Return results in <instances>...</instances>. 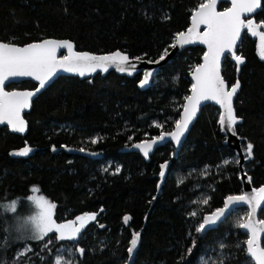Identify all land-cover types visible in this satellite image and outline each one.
I'll list each match as a JSON object with an SVG mask.
<instances>
[{
	"label": "trees",
	"instance_id": "trees-1",
	"mask_svg": "<svg viewBox=\"0 0 264 264\" xmlns=\"http://www.w3.org/2000/svg\"><path fill=\"white\" fill-rule=\"evenodd\" d=\"M198 2L0 0V42L24 46L64 39L79 52L119 50L130 58L156 61L165 49L170 51L176 34L189 27ZM226 8L225 3L219 7ZM252 17L256 23L264 21V0ZM203 54L200 47L179 52L144 91L137 86L141 75L59 77L24 116L28 125L24 136L0 127V203L24 198L37 187L39 195L56 204L57 222L97 213L78 242L57 241L49 235L42 241L13 245L4 242L0 213V264H54L56 253L68 250L73 252L68 258L72 264H126L134 232L139 239L128 264H252L244 250L247 235L237 227L247 217L245 208L233 210L201 236L196 231L203 216L221 208L226 197L242 194L238 158L224 144L215 106L202 108L177 151L171 143L147 158L127 150L174 128L192 85L189 75ZM236 55L244 63L237 65L225 57L222 76L229 87L237 80L240 84L234 101L241 120L236 131L244 153L247 143L254 145L252 158L245 154L244 171L258 188L264 185V60L247 30ZM34 87L25 81L6 89ZM25 146L31 148L30 155L15 157ZM180 178L183 183H178ZM205 198L207 205L200 202ZM125 215L131 217L127 225ZM258 217L264 219V207ZM49 239L52 242L45 248ZM26 245L31 251L17 254ZM76 246L84 249L82 256Z\"/></svg>",
	"mask_w": 264,
	"mask_h": 264
},
{
	"label": "snow or ice",
	"instance_id": "snow-or-ice-1",
	"mask_svg": "<svg viewBox=\"0 0 264 264\" xmlns=\"http://www.w3.org/2000/svg\"><path fill=\"white\" fill-rule=\"evenodd\" d=\"M217 3L218 0H200L197 7L191 12L190 26L186 31L176 34L175 43L170 45V47L175 48L177 45L184 46L198 42L206 45L207 51L203 55V63L197 65L193 70L192 79L194 83L190 88L191 94L184 97L183 111L180 118L175 121L174 130L171 132L161 131L158 136L153 137L150 141L146 140L133 145L145 157H148L153 146L158 141L164 140L165 137H170L179 145L198 108L205 101H214L223 109L219 116L221 130L231 132L232 135L237 134L235 125L239 119L235 115L233 97L236 95L240 84L238 80L231 87L226 84L221 76V59L225 53H230L237 65L244 63L243 57L235 54V47L242 31L247 30V33L253 37H258V54L264 60V31H261L264 29V21L256 23L251 15L261 7V0H230L231 6L225 11H217ZM201 26L204 27L203 31H201ZM61 49L66 50L67 54L58 56ZM167 55L168 49H165L158 60L148 62L159 63ZM110 67H115L116 71L126 72L128 75H132L137 69V65L131 62L130 57L119 50L105 55H94L87 52H77L74 50L73 43L55 39H44L41 42H33L25 46H18L11 42H0V125L6 124L13 132L23 133L26 130V122L22 117V112L30 107L32 97L44 88L58 71L75 73L84 77L96 73L98 70L106 73ZM237 71H239L238 68ZM151 75V71L144 73L140 87L148 84ZM23 77L38 81V87L35 91L5 90L6 82ZM155 126L161 129L163 127L159 123ZM97 142L96 139L92 140L93 144ZM253 147L251 142L246 144L247 159L252 158ZM53 150L55 149L53 148ZM31 151L30 147H25L14 154L27 156ZM235 162L240 163L239 159ZM224 163L228 164L230 161ZM165 167L166 164L161 166L160 176L162 178L165 175L163 170ZM116 171L119 172V169ZM205 172H207V168ZM178 183H183V178H180ZM32 192L33 195L27 197L33 209L32 214L17 221V231L30 233L24 237L26 239L42 241L50 233H56L55 239L57 241L75 243L78 242L86 225L96 221L97 213H83L71 221L58 223L54 212L56 204L50 202L42 194L36 195L39 192L38 189L33 188ZM200 202L207 205L208 198ZM19 203V201L0 203V213L16 214ZM240 203L249 205L251 209L249 216L237 223V227L246 230L247 239L244 242L246 245L244 250L252 264H264V246L261 244V237L264 235V219H255L257 210L264 204V187L253 189L250 196L242 194L227 197L223 207L203 217L196 231H207L209 226L221 221L232 206ZM191 215L196 216L197 212L193 211ZM130 219L129 215H125L123 223L127 225ZM100 227L104 226L100 225ZM138 239L139 233L134 232L128 248L129 254H132L137 247ZM51 242L52 240L49 239L44 247L47 248ZM237 246L239 247V245ZM28 251H31L30 246H26L20 255H25ZM188 251L190 253L191 249ZM76 252L82 256L84 249L76 246ZM72 255L73 253L69 252V256ZM54 264H72V260L66 259L62 253L58 252Z\"/></svg>",
	"mask_w": 264,
	"mask_h": 264
},
{
	"label": "water",
	"instance_id": "water-1",
	"mask_svg": "<svg viewBox=\"0 0 264 264\" xmlns=\"http://www.w3.org/2000/svg\"><path fill=\"white\" fill-rule=\"evenodd\" d=\"M223 3H225V4L227 5V8L231 6V4H230V0H218V3H217V11H225V10H227V8H226V9H223V10H220V9H219L220 5L223 4ZM260 10H261V7L258 8V9H257L254 13H252L251 15L254 16V15H255L256 13H258ZM245 19H247V17H245ZM190 24H191V21H190V23H189V26H190ZM186 30H187V29H186ZM186 30H185V31H186ZM203 30H204V27L201 26V31H203ZM243 32H244V31H242V33H241V37H240V39L238 40L237 45H236V47H235V54H236L237 47H238V45H239V43H240V40H241V38H242ZM55 40H58V41H68V40H64V39H55ZM40 42H41V41H40ZM69 42H70V41H69ZM71 43H72V42H71ZM174 43H175V40H174ZM73 45H74V44H73ZM24 46H25V45H24ZM191 47H200V48H202V49L204 50V53L207 51V47H206V45H203V44H200V43L197 42V43L188 44V45H184V46H179V45H177L175 48L172 47V48L170 49V51H168V55L165 57V59H164V60H160L159 63H149L147 60L136 59V58H130V59H131V62H132V63H135V64L137 65V69H136V71H135L132 75H128L126 72H125V73L118 72V71L115 70V67H110V68H109V71L106 72V73H105V72H101V71L98 70L96 73H93V74H91V75H85L84 77H81V76H79L78 74H75V73H68V72H64V71L60 70V71H58V72L56 73L55 76L52 77L51 80H49V81L46 83V85H45L44 88H42V89H40L38 92H36V94H35V95L32 97V99H31L30 107L27 108V109H25V110L22 112V117H23V119L25 120L24 116L30 112L33 101H34V100H35V99H36V98H37V97H38L43 91H45V90H46V89H47V88H48V87H49V86H50V85H51L56 79H58L59 77H72V78H78L79 80H88V79H90V78H92V77H95V76L98 75V74H100L101 76H105V75H107V74L110 73V72H114L117 76L125 77V78H128V79H132V78H134V77L137 76V75H141V78H140V81H141V80L143 79L144 73H145L146 71H151V72H152V75H151V77L149 78V82H148V84H146L144 87H140V81H139L138 84H137L138 88H139L141 91H144V90H146V89L149 87V85H150V83H151L153 77L155 76V74L157 73V71H158L161 67H163L164 65L168 64V63H169V62H170V61H171V60H172V59H173V58H174L179 52H181V51H183V50H185V49L191 48ZM74 50L76 51V49H75V45H74ZM77 52H79V51H77ZM83 52H86V51H83ZM114 52H115V51H114ZM87 53H90V52H87ZM111 53H112V52H111ZM122 53H123V52H122ZM65 54H67V53H66V50H64V49H61V50H59V52H58V56H63V55H65ZM90 54H94V53H90ZM107 54H109V53H107ZM94 55H105V54H94ZM203 55H204V54H203ZM203 55H202V57H201V62H200V64L203 63ZM227 56L230 57L231 61H233V62L236 63L235 59L232 57V55H231L230 53H225L224 56H223L222 59H221V68H220L221 76H222V64H223V61H224L225 57H227ZM193 70H194V69H193ZM192 74H193V71H192L191 74L189 75V79H190V81H191V84L194 83V81H193V79H192ZM222 77H223V76H222ZM25 81H27V82H32V83L35 85V87H34L33 89H12V90H7V89H5V90H6V91H35V89L38 87V81L32 80L31 78H28V77H23V78H15V79H13V80H11V81H9V82H6V88H7L8 85H11V84H12V85L20 84V83L25 82ZM225 82H226V81H225ZM226 84H227V82H226ZM227 85H228V84H227ZM230 87H231V86H230ZM239 89H240V87H239ZM239 89H238L236 95L233 97V107H234V101H235V98H236V96H237V94H238V92H239ZM190 94H191V93L189 92V95H190ZM184 103H185V101H184ZM207 105H213V106H215V107L219 110L220 114H221L222 111H223V109H221L220 106L217 105L214 101H205V102H202V104L200 105V107H199L198 110H197V113H196L195 117L192 119L191 123L189 124L188 130L185 132L184 136L181 138V142H180V144L177 145V144L175 143V141H172V140H171L170 137H165L164 140H162V141H158V142L153 146V149H152V151L149 153L148 157L152 155V153L155 151V149H157L158 147L164 146V145H166L167 143H171V145L174 147L175 151H177V150L181 147L182 143L186 140V138H187V136H188V134H189L191 128H192L193 125L195 124V122H196V120H197V118H198V116H199V114H200L202 108L205 107V106H207ZM182 111H183V109H182ZM182 111H181V113H182ZM234 111H235V109H234ZM181 113H180V115H181ZM235 115H236V113H235ZM219 116H220V115H219ZM179 118H180V116H179ZM238 119H239V118H238ZM25 122H26V120H25ZM218 123H219V121H218ZM240 123H241V120L239 119V122L235 125V131H236V127H237V125H239ZM0 127H6L7 130H8L10 133H12V134L19 135V136H24V135L27 133L28 125H27V122H26V130H25L23 133L13 132V131L11 130V128H10L9 126H7L6 124H4V125H0ZM219 128H220V132H221V134L225 137V142H224V144H225L228 148H230L231 150L234 151L235 155L237 156V158H238L239 161H240V163L238 164V171H239V181H240L241 186H242V194H243V195H249V196H250V195L252 194L253 189H259L260 187H264V185H262V186H260V187H258V188H254V187L252 186L251 179H250V182H249V178H250V177H249V176L245 173V171H244V165H245L247 159L245 158V153H244L243 150H242V147H241V139L239 138V136H238L237 134H236V135H232L231 132H228V131H226V130H221L220 123H219ZM173 130H174V128H173L171 131H173ZM171 131H169V132H171ZM236 133H237V131H236ZM150 140H151V139H150ZM150 140H148V141H150ZM140 143H141V142H140ZM25 147H29V146H25ZM25 147H24V148H25ZM24 148H22L21 150H23ZM21 150H19V151H21ZM127 150H128V151H133V152H138V153H140L143 157H145V156L143 155V153H142L139 149L135 148L134 146L130 147V148L127 149ZM17 152H18V151H17ZM15 153H16V152H15ZM30 153H31V152H30ZM30 153H29L27 156H29ZM14 156H15V157H25V156H19V155H15V154H14ZM145 158H147V157H145ZM242 194H241V195H242ZM228 197H229V196H228ZM226 198H227V197H226ZM226 198L224 199V201L226 200ZM224 201H223V204H224ZM222 207H223V205H222ZM263 207H264V204H262V205L260 206V208L257 210L256 216H255V219H256V220H259V217H258V216H259V213H260V211L262 210ZM238 208H245V209L247 210V213H248V214H247V217L249 216V213H250V211H251L249 205H247V204H243V203L236 204V205L232 206L231 210H230L229 212L226 213V216H225L224 218H222L221 221L217 222L215 225L209 226L207 231H205V232H199L200 236L203 235V234H205L206 232H208V231H210V230L215 229L218 225H220V224H221V223H222V222H223V221L229 216V214H230L233 210L238 209ZM210 214H211V213H210ZM207 215H208V214H207ZM204 216H205V215H204ZM204 216H203V217H204ZM202 219H203V218H202ZM89 223H90V222H89ZM239 230H240L241 233L246 234V230L241 229V228H239ZM246 235H247V234H246ZM263 240H264V235H262V237H261V244H262V246H263ZM245 248H246V245H245ZM246 257L249 258V257L247 256V254H246ZM249 259H250V258H249Z\"/></svg>",
	"mask_w": 264,
	"mask_h": 264
},
{
	"label": "rangeland",
	"instance_id": "rangeland-1",
	"mask_svg": "<svg viewBox=\"0 0 264 264\" xmlns=\"http://www.w3.org/2000/svg\"><path fill=\"white\" fill-rule=\"evenodd\" d=\"M261 31H264V29H261ZM253 38H255V40L257 42V48H258V45H259L258 37H253ZM245 154H246V152H245ZM33 188L37 189V187H32V189ZM32 189H31V193L28 196L33 195ZM36 195H39V194L36 193ZM28 196H26L24 198H16V199H13V200H10V201L1 202V203H9V202H12V201H19L20 202L18 204L17 213L16 214L1 213V220H2V223H3V230H4V234H5L4 242L6 243V245H13V244H19V243H28V242L35 241V240L24 238L25 236L30 235V233H28V232L21 233L20 231H17V227H18L17 221H18V219L26 218L27 216L31 215L32 211H33L30 202L27 200ZM54 212H55V210H54ZM49 235H52V237H54V239H55L57 234L56 233H50ZM26 246H28V245H26ZM25 247L23 249H19L17 251V254L20 255V253L22 251H24ZM134 250H133L132 254L134 253ZM59 252L62 253V255L66 259L72 257V256H69V252H70L69 250L68 251H59ZM71 253H73V252H71ZM57 254H58V252L56 253V256H57ZM132 254H129L130 258L132 256ZM56 256H55V258H56ZM130 258H129V260H130ZM129 260L127 261L126 264H128Z\"/></svg>",
	"mask_w": 264,
	"mask_h": 264
}]
</instances>
